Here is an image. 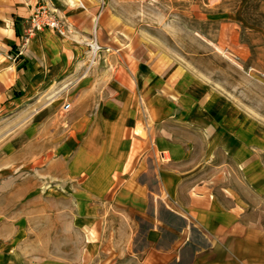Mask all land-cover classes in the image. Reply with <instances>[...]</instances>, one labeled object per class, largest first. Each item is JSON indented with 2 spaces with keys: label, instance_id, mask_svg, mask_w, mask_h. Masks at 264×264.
I'll use <instances>...</instances> for the list:
<instances>
[{
  "label": "crops",
  "instance_id": "crops-1",
  "mask_svg": "<svg viewBox=\"0 0 264 264\" xmlns=\"http://www.w3.org/2000/svg\"><path fill=\"white\" fill-rule=\"evenodd\" d=\"M8 1L0 50L15 60L0 61V106L62 67L51 57L71 64L77 46L44 30L23 47L18 31L39 0ZM44 1L75 27L95 11L83 1ZM259 9L264 14V0ZM96 41L103 42L98 30ZM137 51L111 50L129 59L115 76L119 88L71 106L80 129L56 162L65 158V177L79 183L87 250L98 264H264V177L244 156L247 126L233 131L227 102L187 99L188 78L177 66L146 50L137 59Z\"/></svg>",
  "mask_w": 264,
  "mask_h": 264
},
{
  "label": "rangeland",
  "instance_id": "rangeland-1",
  "mask_svg": "<svg viewBox=\"0 0 264 264\" xmlns=\"http://www.w3.org/2000/svg\"><path fill=\"white\" fill-rule=\"evenodd\" d=\"M77 1L88 2L95 11L76 27L39 0L18 31L23 47L44 30L77 46L71 64L51 57L52 65L58 61L63 68H55L39 87L26 88L19 101L0 106V264H98L77 218L79 183L73 188L70 175L65 177V158L63 164L56 162L80 129L74 121L79 109L71 106L110 98L119 88L115 76L118 68L125 72L129 59L112 57L116 46L128 51L136 45L137 59L146 50L152 59L159 56L164 64L177 66L188 78L183 90L187 99L220 101L218 108L227 102L232 130L248 128L244 156L264 177V42L258 34L264 32L262 0ZM9 3L0 0V34ZM40 4L67 24L66 34L32 29V12ZM97 30L103 42L97 43ZM123 39L130 40L129 46ZM0 53L5 55L0 61L15 60Z\"/></svg>",
  "mask_w": 264,
  "mask_h": 264
},
{
  "label": "built area",
  "instance_id": "built-area-1",
  "mask_svg": "<svg viewBox=\"0 0 264 264\" xmlns=\"http://www.w3.org/2000/svg\"><path fill=\"white\" fill-rule=\"evenodd\" d=\"M32 29H43V27H48L51 30L57 31L64 35L68 31L67 24L62 21L54 11L47 6V4H40L32 12L31 17ZM0 55H2L0 53ZM10 57V56H9Z\"/></svg>",
  "mask_w": 264,
  "mask_h": 264
},
{
  "label": "bare ground",
  "instance_id": "bare-ground-1",
  "mask_svg": "<svg viewBox=\"0 0 264 264\" xmlns=\"http://www.w3.org/2000/svg\"><path fill=\"white\" fill-rule=\"evenodd\" d=\"M2 55H0V57H1Z\"/></svg>",
  "mask_w": 264,
  "mask_h": 264
}]
</instances>
